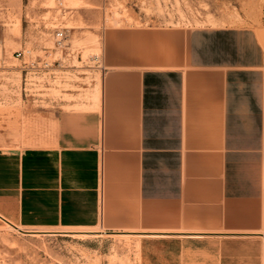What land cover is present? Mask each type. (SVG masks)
Listing matches in <instances>:
<instances>
[{
  "label": "crops",
  "instance_id": "obj_1",
  "mask_svg": "<svg viewBox=\"0 0 264 264\" xmlns=\"http://www.w3.org/2000/svg\"><path fill=\"white\" fill-rule=\"evenodd\" d=\"M103 64L46 146L0 148V220L100 227L139 240V264H264L259 31L122 28Z\"/></svg>",
  "mask_w": 264,
  "mask_h": 264
},
{
  "label": "rangeland",
  "instance_id": "obj_2",
  "mask_svg": "<svg viewBox=\"0 0 264 264\" xmlns=\"http://www.w3.org/2000/svg\"><path fill=\"white\" fill-rule=\"evenodd\" d=\"M218 26L253 27L264 39V0H0V148L46 146L64 105L96 100L111 32ZM49 54L59 62L46 74ZM73 230L93 232H62ZM100 230L40 228L38 236L0 220V264H139V240Z\"/></svg>",
  "mask_w": 264,
  "mask_h": 264
},
{
  "label": "built area",
  "instance_id": "obj_3",
  "mask_svg": "<svg viewBox=\"0 0 264 264\" xmlns=\"http://www.w3.org/2000/svg\"><path fill=\"white\" fill-rule=\"evenodd\" d=\"M56 45H57V48L58 49H61L62 51L67 49V44H66V32L65 30H59L57 31L56 33ZM22 54L19 53L18 56H21ZM52 57V54H49L47 56V59H46V62H45V70H46V74H49L51 72V70H53V64L55 62H59V60H56V61H53L51 62L50 61V58ZM93 60H96L98 59V57H93L92 58ZM60 65V64H59Z\"/></svg>",
  "mask_w": 264,
  "mask_h": 264
},
{
  "label": "bare ground",
  "instance_id": "obj_4",
  "mask_svg": "<svg viewBox=\"0 0 264 264\" xmlns=\"http://www.w3.org/2000/svg\"><path fill=\"white\" fill-rule=\"evenodd\" d=\"M18 27V26H17ZM18 32H20V31H18ZM11 222V221H10ZM9 222V224H10V227H13V228H16L17 230H23V229H21L20 227H17L16 226V224L14 225V224H11ZM27 232V231H26ZM30 232H33V234H38V236L40 235L38 232L39 231H30ZM41 232V231H40ZM45 233L46 232H48V233H54V232H52V231H44ZM63 233H67V234H71V235H73V236H89L90 234H91V232H93V231H62ZM42 233V232H41ZM95 233V232H94ZM105 232H102V234H104ZM119 233V232H118ZM130 234V233H129ZM128 234V235H129ZM94 235H96V234H94ZM126 235V234H125ZM130 235H132V234H130ZM99 236V235H98Z\"/></svg>",
  "mask_w": 264,
  "mask_h": 264
}]
</instances>
